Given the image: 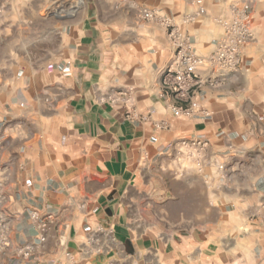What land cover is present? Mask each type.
I'll use <instances>...</instances> for the list:
<instances>
[{
	"label": "crops",
	"instance_id": "crops-1",
	"mask_svg": "<svg viewBox=\"0 0 264 264\" xmlns=\"http://www.w3.org/2000/svg\"><path fill=\"white\" fill-rule=\"evenodd\" d=\"M84 2L51 22L0 0V264H264V0ZM242 7L239 68L188 102L163 92L173 51L140 10L207 59Z\"/></svg>",
	"mask_w": 264,
	"mask_h": 264
},
{
	"label": "built area",
	"instance_id": "built-area-1",
	"mask_svg": "<svg viewBox=\"0 0 264 264\" xmlns=\"http://www.w3.org/2000/svg\"><path fill=\"white\" fill-rule=\"evenodd\" d=\"M246 11V7L236 8L234 17L223 23V34L218 40L215 50L207 59H202L193 51L189 36L180 30L169 17L153 10L141 9V19L155 22L166 30L173 51V59L161 79L163 92L169 93L170 97L176 101L188 102L192 93L206 86L215 87L220 83L224 73L236 71L241 64L242 47L252 38ZM2 14L3 7L0 6V17ZM186 22H190V19ZM203 64L210 67L208 77L196 74L198 67ZM172 110L175 114L182 116L194 114L192 108L173 107ZM159 128H166V126L161 124ZM180 144L186 156L190 158L198 155L206 146L205 142L199 140L182 141ZM2 200L0 185V206ZM30 216L39 228L45 227V223L37 212H31ZM9 248L8 222L0 210V257ZM26 256L27 252L24 251L22 257Z\"/></svg>",
	"mask_w": 264,
	"mask_h": 264
},
{
	"label": "rangeland",
	"instance_id": "rangeland-1",
	"mask_svg": "<svg viewBox=\"0 0 264 264\" xmlns=\"http://www.w3.org/2000/svg\"><path fill=\"white\" fill-rule=\"evenodd\" d=\"M29 5L28 13L36 17V13H42L45 21L70 20L74 15L77 0H18ZM85 4V2H84ZM84 6V5H83ZM34 9L36 12H34Z\"/></svg>",
	"mask_w": 264,
	"mask_h": 264
},
{
	"label": "bare ground",
	"instance_id": "bare-ground-1",
	"mask_svg": "<svg viewBox=\"0 0 264 264\" xmlns=\"http://www.w3.org/2000/svg\"><path fill=\"white\" fill-rule=\"evenodd\" d=\"M84 5V0H77L76 7H82Z\"/></svg>",
	"mask_w": 264,
	"mask_h": 264
}]
</instances>
